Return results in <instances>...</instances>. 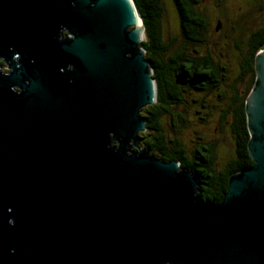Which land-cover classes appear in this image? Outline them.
<instances>
[{
    "label": "water",
    "instance_id": "water-1",
    "mask_svg": "<svg viewBox=\"0 0 264 264\" xmlns=\"http://www.w3.org/2000/svg\"><path fill=\"white\" fill-rule=\"evenodd\" d=\"M136 12L0 0V264H264V47L246 102L255 165L213 205L140 148L158 91Z\"/></svg>",
    "mask_w": 264,
    "mask_h": 264
},
{
    "label": "trees",
    "instance_id": "trees-1",
    "mask_svg": "<svg viewBox=\"0 0 264 264\" xmlns=\"http://www.w3.org/2000/svg\"><path fill=\"white\" fill-rule=\"evenodd\" d=\"M134 1L145 25L146 38L140 48L145 51V59L153 71L158 91L157 101L141 113L147 130L140 133V148L164 162L179 163L180 169L194 176L197 196L213 205L220 204L228 192L230 179L255 165L248 149L250 132L246 102L256 82V56L264 47V5L258 8V18L252 19L255 15L250 11L243 14L246 28L241 41L234 44L240 57L236 56L238 71H232L235 73L232 75L227 64L198 49L201 47L202 51H208V43L217 48L208 35L212 21H219L221 31L216 29V33L220 31L223 38L229 36L223 19L218 17L219 13L216 11L212 17L213 13L207 7L210 4H202L204 0ZM222 1L213 0L212 6L217 10ZM169 5H174L176 9L179 26L175 35L165 39L164 23L167 26V22L171 21L166 16ZM234 17L237 15L234 14ZM178 43L182 45L178 46ZM230 43L226 45L230 46ZM240 84L244 85L243 91L237 87ZM191 94H197V97H190ZM217 98L220 104H215ZM190 108L204 109L206 118L215 114L216 121L211 124L219 125L221 132L218 135L231 139L232 157L224 169H218L215 163L219 140L203 141V136H200V143L189 153L178 139L180 128L189 121L185 113ZM167 116L170 117L169 129H166ZM133 151L138 150L134 148Z\"/></svg>",
    "mask_w": 264,
    "mask_h": 264
},
{
    "label": "rangeland",
    "instance_id": "rangeland-1",
    "mask_svg": "<svg viewBox=\"0 0 264 264\" xmlns=\"http://www.w3.org/2000/svg\"><path fill=\"white\" fill-rule=\"evenodd\" d=\"M213 0H204L202 4H210L207 5V7H210L209 10L213 13L212 17H214V14L216 11L219 13L218 17L222 18V23L225 24L224 29L228 32L229 36H226V38H223L220 34V26L219 21H212V25L209 28V36L211 37L212 41L216 43L217 48H215L214 44L208 43V51L204 49V51L201 50V47H199V51L207 53L209 52L217 61L223 62L224 64H227L226 66L229 68L232 75L235 73H232V71H238V61L236 56L240 57V52L237 49L236 46H234L235 43H238L241 41L242 32L246 28L245 18L243 19V14H246L247 12H251L254 14L255 17H259L258 15V8L260 6H263V0H223L222 3H219L220 8L216 10L214 6H212ZM203 5L202 7H204ZM168 12L166 14L167 19H171L170 22H167L168 25H165V39H168L176 34L175 30L177 26H179L178 16L176 13V9L174 5H169ZM260 13V12H259ZM234 14L237 15V17H234ZM262 14V13H261ZM233 15V17H231ZM264 16V13H263ZM166 19V20H167ZM165 20V22H166ZM176 21V22H175ZM255 21V20H254ZM172 25V26H171ZM235 25V26H234ZM173 28L174 30H171ZM216 29H220L219 32H215ZM174 31V32H173ZM220 34V35H219ZM220 36V37H218ZM228 37V40H227ZM146 38V37H145ZM229 45H226L228 42ZM181 46L182 43H178V46ZM176 46V45H175ZM241 48H245V46L242 44ZM3 70V69H2ZM4 71V70H3ZM6 72V71H5ZM244 85L240 84L238 85V89L240 91L244 90ZM197 95V94H196ZM194 95L190 97L196 98L197 96ZM210 98V97H208ZM189 99V96H188ZM220 104L219 99L217 98V102L215 104ZM205 110L200 108L196 109H187L185 115L187 118H189V123L187 122L186 125L180 128L181 134L179 135L180 139L185 147L187 148L188 152L190 153L193 151L195 146L200 143V138L203 136V141L205 139H211L214 141H218L216 144L217 148V154H216V167L218 169H224L226 163L231 159L232 157V148L230 146V138L226 135H218L221 130L219 129V125L216 123H212L216 121V115L213 114L210 118L205 117ZM170 117H166V129H169L168 122ZM168 127V128H167ZM201 136V137H200ZM230 146V148L228 147Z\"/></svg>",
    "mask_w": 264,
    "mask_h": 264
},
{
    "label": "bare ground",
    "instance_id": "bare-ground-1",
    "mask_svg": "<svg viewBox=\"0 0 264 264\" xmlns=\"http://www.w3.org/2000/svg\"><path fill=\"white\" fill-rule=\"evenodd\" d=\"M136 16H137L136 22H137V26H138V31L141 33L142 27H143L142 20H141L140 16L137 14V12H136Z\"/></svg>",
    "mask_w": 264,
    "mask_h": 264
},
{
    "label": "flooded vegetation",
    "instance_id": "flooded-vegetation-1",
    "mask_svg": "<svg viewBox=\"0 0 264 264\" xmlns=\"http://www.w3.org/2000/svg\"><path fill=\"white\" fill-rule=\"evenodd\" d=\"M0 68L3 69L6 72L8 71V66L3 60H0Z\"/></svg>",
    "mask_w": 264,
    "mask_h": 264
}]
</instances>
